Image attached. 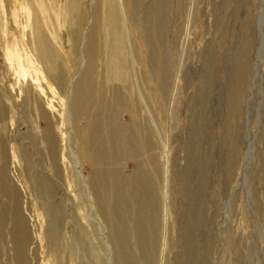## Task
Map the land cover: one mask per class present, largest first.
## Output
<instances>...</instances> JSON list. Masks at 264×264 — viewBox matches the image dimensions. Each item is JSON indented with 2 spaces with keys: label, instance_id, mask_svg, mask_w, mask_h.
Here are the masks:
<instances>
[{
  "label": "rangeland",
  "instance_id": "1",
  "mask_svg": "<svg viewBox=\"0 0 264 264\" xmlns=\"http://www.w3.org/2000/svg\"><path fill=\"white\" fill-rule=\"evenodd\" d=\"M0 264H264V0H0Z\"/></svg>",
  "mask_w": 264,
  "mask_h": 264
},
{
  "label": "bare ground",
  "instance_id": "2",
  "mask_svg": "<svg viewBox=\"0 0 264 264\" xmlns=\"http://www.w3.org/2000/svg\"><path fill=\"white\" fill-rule=\"evenodd\" d=\"M46 55L48 56L47 58H49V56H50L51 54H50V52H48V53H46ZM51 56H52V55H51ZM51 56H50V57H51ZM49 60H50V59H49ZM51 60H52V57H51ZM51 63H54V62L51 61ZM90 82H91V81H90ZM81 91H83V90H81ZM84 93H85V92H82V93L80 92V93H79V95H78L79 98H78V101H77V106H78V104H81V103H80V100H82V101L84 102L83 99H84L85 97H90V96H91V94H86V93L84 94ZM94 96H95V94H93V95L91 96V98L93 99ZM92 99H91V102L93 101ZM83 102H82V103H83ZM92 103H93V102H92ZM77 106H74V107H77ZM79 106H80V105H79ZM79 106H78V107H79ZM78 107H77V108H78ZM75 109H76V108H75ZM78 110H79V109H77V111H78ZM87 112H88V111H87ZM87 112H85V113H87ZM89 112H90V111H89ZM113 128H114V127H113ZM94 129H95V128H94ZM95 133H96V132H95ZM114 134H115V132H114ZM122 141H123V140H122ZM98 142H99V140H98ZM102 142H103V141H102ZM106 142H107V141H106ZM119 142H121V141H119ZM99 143H100V142H99ZM117 145H118V142H117ZM104 146H105V145H104ZM107 150H108V148H107ZM105 151H106V150H105ZM106 152H107V151H106ZM98 154H99V153H98ZM104 157H105V152H103L102 155H101V158H102V159H104ZM107 157H108V156H107ZM109 157H110V156H109ZM97 159H99V158H97ZM104 161H105V160H104ZM20 222H21V221H20ZM19 224H20V223H19Z\"/></svg>",
  "mask_w": 264,
  "mask_h": 264
}]
</instances>
